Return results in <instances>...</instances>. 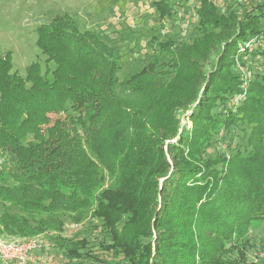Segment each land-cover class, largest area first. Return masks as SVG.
Segmentation results:
<instances>
[{
  "label": "trees",
  "instance_id": "1",
  "mask_svg": "<svg viewBox=\"0 0 264 264\" xmlns=\"http://www.w3.org/2000/svg\"><path fill=\"white\" fill-rule=\"evenodd\" d=\"M197 2L198 35L155 44L162 67L122 81L115 49L66 14L35 30L44 67L20 75L0 52L1 236L57 234L78 259L86 241L61 238L59 215H90L120 264H248V229L264 222V1ZM153 5L175 14L173 0ZM244 56L263 61L246 82ZM231 127L247 147L206 156Z\"/></svg>",
  "mask_w": 264,
  "mask_h": 264
},
{
  "label": "rangeland",
  "instance_id": "2",
  "mask_svg": "<svg viewBox=\"0 0 264 264\" xmlns=\"http://www.w3.org/2000/svg\"><path fill=\"white\" fill-rule=\"evenodd\" d=\"M154 1L156 0H0V52H11L13 70L20 75H24L25 68L32 62H39L44 67V57L36 46L35 30L40 25L48 24L56 16L66 14L81 32H92L115 49L119 64L118 79L122 81L139 72L149 62H157V66L162 67L166 56L159 52L155 44L167 40L174 44L191 42L198 35L191 23L195 18L197 0H190L184 5L180 0H173L176 4L175 14L163 19L155 12ZM213 1L216 5H221V0ZM261 44V40L255 38L246 43L247 47L252 48H260ZM258 57L259 59L244 56L237 59L234 69L245 82L263 71V61L261 56L256 58ZM246 84L243 83V89ZM59 116L49 114L51 122ZM186 125L188 128L191 126L188 118ZM246 144L247 130H235L231 127L227 133L221 132L214 139L206 156H228L233 150L242 151L247 147ZM59 219L63 224L59 235L61 238L66 242L81 239L86 241L85 249L78 251L80 258L68 257L66 249L53 240L57 234L43 233L25 238L0 235V240H18L25 244L27 239L38 240L43 250L38 253L36 251L33 260L26 264H120L118 258L121 256L112 255L100 247L101 242H106V235L104 236L96 219L88 215L81 222L74 223L67 214L59 215ZM246 238L250 246L246 256L247 263L264 264V222L253 223Z\"/></svg>",
  "mask_w": 264,
  "mask_h": 264
},
{
  "label": "built area",
  "instance_id": "3",
  "mask_svg": "<svg viewBox=\"0 0 264 264\" xmlns=\"http://www.w3.org/2000/svg\"><path fill=\"white\" fill-rule=\"evenodd\" d=\"M250 2H260L264 0H246ZM248 45H246L247 47ZM243 49H241L242 51ZM25 244L23 241L0 240V264H26L33 260L36 251L43 249L42 244L35 238L27 239ZM30 253V254H29Z\"/></svg>",
  "mask_w": 264,
  "mask_h": 264
}]
</instances>
